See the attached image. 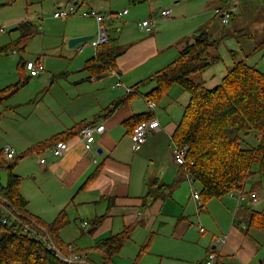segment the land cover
Returning <instances> with one entry per match:
<instances>
[{
    "label": "crops",
    "instance_id": "crops-1",
    "mask_svg": "<svg viewBox=\"0 0 264 264\" xmlns=\"http://www.w3.org/2000/svg\"><path fill=\"white\" fill-rule=\"evenodd\" d=\"M93 1V6L80 9L82 4L79 0H65L64 4L58 0L57 10L75 4L79 12L96 10L102 14H115V10L105 9L102 0ZM214 1H136L145 7L146 13L142 19L132 17L129 20L128 11L119 29L115 27V22H107L109 45L117 48L118 56L112 66L101 65L104 67L95 68L97 70L85 71L84 68L107 46L96 49L91 41L80 53L76 52V47L68 46L71 38L97 35L96 21L79 16L61 20L58 40L51 49L45 48L46 38H42V49L37 57L45 68L42 77L31 79L26 70L21 74L20 64L30 61L22 55L26 51L0 57L9 60L7 69H0V91L18 83L21 77L29 79L0 107V133L8 136L6 145L12 146L17 158H20L12 174L21 180L19 193L27 202L26 211L44 224L53 223L64 211L68 224L60 231L59 239L64 245L78 248L86 256L88 264L101 263V260L96 262L94 259L101 254L96 249L99 243L120 235L130 227L135 228L126 245H136V241L140 242L142 238L144 242H150L142 256L145 258L138 264H151L148 259L153 257L156 264L168 261L192 264L194 261L189 260H195L189 256L188 246L178 245L186 238L187 227L196 210L192 193L190 196L186 194V176L174 164L175 144L172 140L182 118L173 109L175 99L181 96L183 115L189 98L181 87V90H177L176 85L160 103L152 104L151 110L146 96L155 88V84L146 80L177 60L184 49L183 40H190L206 26H210L207 31L209 37L215 22L214 12L219 8ZM82 3L86 4L85 0ZM126 3L127 0L121 7ZM163 10L171 12L170 17L164 20L160 18ZM230 14L229 22L221 23L231 27L222 33L221 38L209 39L223 43L245 37L246 47H241L239 53L228 49L233 58L228 67L230 70L247 58L252 66H264V37L255 36L257 32L264 34V0H237ZM235 15L236 19L232 20ZM147 20L153 22L150 31L140 27ZM33 25L38 30L37 25ZM17 33L20 36V31L17 30ZM45 52L49 55H45ZM258 53H262L261 56L252 59ZM221 63L220 58L215 65ZM228 68L227 73L230 71ZM100 76L104 78L97 79ZM214 77L209 76V80ZM204 81L207 82L206 79ZM127 88L133 93H127ZM171 92L177 96L175 99L174 94L169 97ZM116 103H120V106L109 114L108 110ZM149 114L158 120L162 130L149 135L147 142L134 151L132 134L136 119ZM14 123V126L10 125ZM101 123L106 131L96 137L88 153L77 132L84 125ZM72 133L77 135L73 136ZM55 139L64 140L69 145V150L61 158L54 157L51 152L53 146L50 144ZM6 145L0 148L2 159ZM26 158L34 161L26 163ZM41 159H45L44 165L40 164ZM8 178L9 174L5 184H0L6 186ZM166 186H174L170 195H165L149 208L144 207L143 199L150 189L160 195L162 192L158 188L165 189ZM253 187L260 195L264 190V178L258 176L250 179L244 190L252 191ZM260 202L251 208L240 207L234 215L229 196L204 204L201 221L208 223L211 237L202 242L203 260L199 264H204L208 252L215 247L216 239L224 236L228 237V241L219 254L222 264H264L261 244L264 233L248 229L251 213H263L264 207L262 211L257 207ZM99 220V226L95 227ZM84 223H87L86 228L82 227ZM169 226L173 227L170 238L171 246L176 248L175 253L156 251V239ZM74 238L78 239L69 243ZM80 240L82 242L78 244ZM183 251L188 254H183ZM111 264L117 263L112 260Z\"/></svg>",
    "mask_w": 264,
    "mask_h": 264
},
{
    "label": "trees",
    "instance_id": "trees-1",
    "mask_svg": "<svg viewBox=\"0 0 264 264\" xmlns=\"http://www.w3.org/2000/svg\"><path fill=\"white\" fill-rule=\"evenodd\" d=\"M16 1L18 0H8L4 6ZM236 2L237 0H215L214 4L224 9ZM209 28L210 26H206L196 32L190 40H183L184 49L177 60L146 80L155 84V88L146 96L148 103L154 105L160 103L176 85L189 96V102L184 108L172 140L178 147H188L187 159L189 164H193L188 170L194 183L201 186L200 198L203 206L209 200L222 199L231 192L244 190L250 179L264 175V70L250 65L247 58L236 63L214 88H208L204 80H193L195 76L203 75L220 61V57L213 54L220 42L209 39L207 35ZM17 30L20 31L19 38L0 47V57L24 53L31 40L38 35V30L31 22L21 23ZM106 46L105 51L99 52L97 58L86 64L85 71L97 70L95 68H103L105 65L112 66L118 51L117 48H111L112 45ZM24 70L25 64H20L21 74ZM28 81V78L21 77L18 83L0 91V107ZM119 106L120 103H116L108 113H113ZM153 119L152 114L137 118L134 127ZM77 133L72 135L76 136ZM62 141L64 140L55 139L50 146ZM18 159L20 158L16 157L14 162L8 163L0 156V162H3V167L9 174L8 184L6 186L0 184V196L22 216L23 222L41 228L53 238L54 246L60 254L68 256L73 247L62 244L59 239L60 231L68 224L65 212H61L51 224H44L28 215L27 202L19 193L21 180L12 174ZM182 171L185 177V170ZM173 189L174 186L158 188V191L162 192L160 195L150 189L143 199L144 207H151L165 195H170ZM252 191H255L254 187ZM100 222L96 221L95 227L99 226ZM134 228H127L120 235L113 236L96 246L102 255V264L112 263L113 258L129 241ZM248 229L264 233V214L251 213ZM149 245L150 242L141 247L138 260L147 252ZM0 264L63 263L43 241L25 234L20 224L7 226L0 220ZM217 264H222L219 259Z\"/></svg>",
    "mask_w": 264,
    "mask_h": 264
},
{
    "label": "rangeland",
    "instance_id": "rangeland-1",
    "mask_svg": "<svg viewBox=\"0 0 264 264\" xmlns=\"http://www.w3.org/2000/svg\"><path fill=\"white\" fill-rule=\"evenodd\" d=\"M7 1L8 0H0V46L4 45V44L7 45L11 41H13L14 39L15 40L17 39L19 34L17 33L16 29L18 28V26L21 23L33 22L38 27V35H36L35 38H33L32 41L28 44V46L26 48V52H25L26 54H22V55H24L23 56L24 58H27L29 60H35V58L37 59V57L39 56V53L42 49V43H41L42 38H44V37L46 38V42H45V48L46 49H51L53 43L58 40L59 29H60L59 24L62 22L61 20L55 21V19H54V14L58 11L57 10L58 0H18L16 2L12 3L11 5L4 6V4ZM79 1H80V4H82L80 6V9H85L88 6L90 7V6H93L95 4L93 0H85L86 4L82 3L83 0L82 1L79 0ZM124 2H125V0H102V3L105 4V9L109 10V8H111L112 10H115V14H117V11L122 12L123 10L126 9L129 11V16H128L129 20L132 17H137V18L142 19V17L146 13L145 7L142 6V3H137L135 0H127L126 5L124 7H121ZM61 3L64 4L65 0H61ZM81 12L82 11H80V13ZM235 19H236V15L233 16L232 20H235ZM122 22H125V19L124 20L122 19L120 22H115V27L119 29V26H121V24H123ZM104 25L107 28V26H108L107 22ZM230 27L231 26H229V25H223L221 23V18L216 15L215 22H213V25L211 26V32L209 34V37L217 40V39L221 38L222 33H224L225 30L227 31ZM255 36L257 38L261 37V39H262V37H264V34L257 32V33H255ZM244 38L245 37L242 38L243 40L238 39V41H235L234 39H229L226 42L220 43L216 53H213V54L218 55L222 59L223 63H221L219 65L212 66L203 75L195 76L193 78V80L200 81L199 80L200 78H203L204 80L206 79L208 88H214L217 85H219L221 79L227 73V68L229 67L230 62L233 60V58L229 54L228 49H230V48L234 49L235 51H238V53H239V50L241 47L242 48L246 47ZM33 51H34V53H33ZM12 54H14V53H12ZM46 54L49 55V53L45 52V55ZM261 54L262 53L256 54L252 59H257V57L261 56ZM238 57L239 58L241 57L240 54ZM0 60L2 62V63H0V69H2V70L7 69L6 64L9 63V60L7 58H4V59L0 58ZM260 68L263 69L264 66H258V69H260ZM228 69L230 70V68H228ZM222 73H224V74H222ZM211 75H214L215 77L212 80H209V76H211ZM176 89L181 90L179 86H177ZM180 92H183V91H180ZM173 94H174V92L169 93V97H172ZM182 94H185V93H182ZM186 96L189 98V96L187 94H186ZM176 97L177 96L174 94V99ZM175 101H176V104L174 103L173 109L176 111V114L179 117H181L182 116V108H180L181 101H182L181 96L176 98ZM164 117H165V114H164ZM4 123H6L8 125L7 122H4ZM10 125L14 126L15 123L10 124ZM7 139H8V136L6 134L0 133V148L3 147L4 145H6ZM32 161H34V160H32L31 158H26L25 162L29 163ZM3 165H4L3 162H0V182L2 184H5L6 178L8 175V171L6 169H4ZM256 177H258V176H256ZM256 177H254V178H256ZM260 177L264 178V175H262ZM185 184H186V187H185L186 188V194H188L190 196V194H191L190 185L188 182ZM194 189L198 193H200V184L195 183ZM263 189H264V187H263ZM259 196H260V200H261V202L260 201L259 202L261 204H259L257 207H258L259 211H262L263 207H264V190H263V192H260ZM192 205L193 204L191 203V206ZM232 206H233L232 211H233V215H234L236 212V204L233 201H232ZM193 210H194V208L192 209V213H193ZM263 213H264V210H263ZM202 215H203V213H201L199 215V217L197 216V214L195 216H192V220L190 221V225L187 227L186 238L184 239V241H179L180 243H178V245H181V246H188L189 256L195 259V260H189V261H194V262H192V264H199L201 262V260H203V256H201L202 251L204 249L202 242H204L205 239H208L211 237V231L208 227V223H206V222L204 223L201 221ZM201 227L204 229L205 233L199 232ZM172 231H173L172 226L166 227L164 230V233L161 234V236L156 239V242H157V245L155 247L156 251H163L164 250L163 252H165V253H175L174 251H176V248L171 246L172 239L170 238V236L172 234ZM41 234L45 235L44 232H41ZM49 237H50L51 242H53L52 244H54L53 238L50 235H49ZM77 239L78 238H74L69 243H71L72 241H75ZM144 241L145 240L142 238L140 240V242L136 241V245H130V244L125 245L123 247V249L120 251V253L117 256H115V258L113 259V262L115 261V263H117V264H138V263H140L145 258V257H142L140 260H138V255H139V252L141 250V247L145 243H147ZM44 242L46 244L47 239H45ZM81 242H82L81 240L78 241V244H81ZM261 244H262V248H264V241L261 242ZM72 247L74 250L78 251V248H76L75 246H72ZM139 247H140V250H139ZM183 254H188V252L183 251ZM94 259L96 262L101 260L100 264H102V262H103V258H102L101 254L94 257ZM205 259H206V257H205ZM148 260H150L149 262H151V264H156L155 257H153V259L149 258ZM142 264H144V262ZM165 264H190V263H186L183 261H180V262L179 261H177V262L168 261V263H165Z\"/></svg>",
    "mask_w": 264,
    "mask_h": 264
},
{
    "label": "built area",
    "instance_id": "built-area-1",
    "mask_svg": "<svg viewBox=\"0 0 264 264\" xmlns=\"http://www.w3.org/2000/svg\"><path fill=\"white\" fill-rule=\"evenodd\" d=\"M232 8V5L228 8L224 9H216L215 14L221 18V21L223 24H227L230 20V9ZM128 14V10H125L122 13H108V14H102L99 11L96 10H89L84 12H79L78 7L75 4H70L66 8L58 10L54 14L55 19H68L71 17H82V18H90L96 21L98 25V32L95 37V39L92 41L94 47L100 48L103 46H106L109 44V36L108 32L105 27V22L114 23V22H120L125 15ZM171 15V12L169 10H163L160 13L161 19H167ZM153 22L151 20L143 21L140 24V27L142 29L151 30ZM91 41L83 43L75 48L77 53L82 52L86 47L89 46ZM25 70L28 73L29 78L36 79L38 78L45 70L44 65L40 59L36 60H30L26 61L25 63ZM120 85V84H119ZM127 93H133V90L127 88ZM149 108L153 110V105L149 104ZM162 130V127L158 120L153 119L147 122H142L138 124L132 134V141H133V149L134 151H137L141 146H143L147 140L149 135L153 133H157ZM105 125L103 123L98 125H85L83 126L79 133L78 137L80 138L81 142L84 144L85 149L88 153L91 152L92 145L95 143L96 137L103 135L105 133ZM69 150V145L67 142H58L51 148V152L54 157L61 158L65 155V153ZM188 156V147H178L174 145L173 148V161L174 164L179 167L182 170H185L186 173V179L190 185L191 193L193 200L195 202V209L196 214L200 215L203 211V203L200 198V193H198L194 189V180L191 177L188 167L192 166L193 164L188 162L187 159ZM3 157L6 162L12 163L17 157V153L15 149L10 146L6 145L3 148ZM45 159L40 160V164H45ZM229 197L231 200L236 204V210L240 207H248L251 208L258 204L260 201V196L255 191H236L231 192L229 194ZM0 220L3 222L4 225L7 226H13L14 224H20L22 226V231L25 234H28L31 238L39 239L44 242L45 239H47L46 246L55 252L56 256L59 258V260L63 264H88L86 256L84 254H79L74 251L73 248H71V252L68 256H63L60 254V252L55 248L53 242H51L50 237L47 233L45 235L41 234L43 230L39 227H35L33 224H30L28 222H23L22 216L12 207L9 206L5 200L0 196ZM87 223H84L82 225L83 228H86ZM200 232L204 233V229L201 227ZM228 237L224 236L222 238H217L214 249H211L206 259L204 260V264H217L219 259V254L222 248L227 244ZM45 243V242H44Z\"/></svg>",
    "mask_w": 264,
    "mask_h": 264
},
{
    "label": "water",
    "instance_id": "water-1",
    "mask_svg": "<svg viewBox=\"0 0 264 264\" xmlns=\"http://www.w3.org/2000/svg\"><path fill=\"white\" fill-rule=\"evenodd\" d=\"M96 35H88V36H81V37H76V38H71L68 41V46L69 48H75L83 43L89 42V41H93L95 39ZM42 77V74L38 77L40 78ZM104 76H100L97 79H103ZM214 249V248H213Z\"/></svg>",
    "mask_w": 264,
    "mask_h": 264
}]
</instances>
